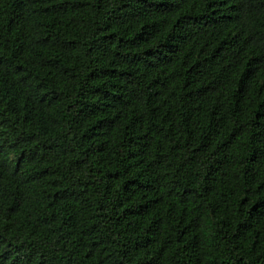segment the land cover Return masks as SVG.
<instances>
[{
  "label": "trees",
  "instance_id": "16d2710c",
  "mask_svg": "<svg viewBox=\"0 0 264 264\" xmlns=\"http://www.w3.org/2000/svg\"><path fill=\"white\" fill-rule=\"evenodd\" d=\"M0 264H264V0H0Z\"/></svg>",
  "mask_w": 264,
  "mask_h": 264
}]
</instances>
